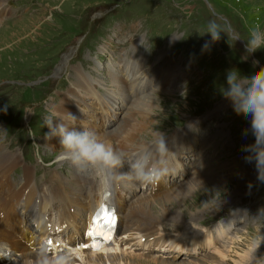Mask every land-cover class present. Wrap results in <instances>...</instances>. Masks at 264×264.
Returning <instances> with one entry per match:
<instances>
[{
  "label": "rangeland",
  "instance_id": "obj_1",
  "mask_svg": "<svg viewBox=\"0 0 264 264\" xmlns=\"http://www.w3.org/2000/svg\"><path fill=\"white\" fill-rule=\"evenodd\" d=\"M2 4L6 12L0 17V29L19 23L0 32V143L19 154L23 164L29 163L33 169L44 162L49 166L48 171L70 175L69 164L63 169L57 168L62 159L60 140L46 138L49 130L44 126V119L51 114L47 103L50 104L55 92L70 88L71 79L79 72L94 81L91 86L99 84L105 89L100 95L116 115L111 126L104 125L102 132L92 129L103 134L100 137L115 135L119 127L132 121H142L145 123L142 132L146 130V135L157 127L167 134L168 141L172 137L177 146L183 144L182 140H185L184 146L187 145L180 148L184 154L179 158L186 165L187 176H170L166 180L175 185L166 193H159L163 196L182 187L189 191L162 209L155 203H151L150 208L156 215V223L169 225L167 228L172 232L183 231L189 236L184 240L189 241L197 234L199 241L192 246L196 248L194 252L211 250L185 256L181 251L187 249L185 252L190 253V248H179L168 258L113 248L101 251L100 262L134 264L129 256L136 261V256H142L147 261L156 259L168 264H248L251 236L257 230L264 234V218L256 219L264 212V183L257 180L254 163L243 159L249 153L241 150L242 146L254 143L251 132L246 138L242 135L245 129H250L251 117L236 115L221 90L227 87L228 71L236 69L241 76L250 77L254 70L264 67V50L249 55L243 41L247 40L252 26H264V0H8ZM102 16L100 21L92 20ZM212 19L231 26L242 40L228 43L225 36L212 44L210 35H204L205 26ZM206 42L210 47L204 50ZM77 44L63 80L52 81L53 69L62 54ZM133 46H136L135 51ZM69 53L72 49L65 53L63 61ZM132 56L136 65L145 70V76L132 86L129 81L135 76H125L126 87L133 93L137 92V85L143 90L134 104L130 102L135 97L126 101L120 99L118 110L117 93L111 87L110 76L122 69L117 64L125 63ZM68 61L69 58L66 63ZM165 80L168 83L162 88ZM84 99L80 107H91L87 104L92 98L84 96ZM32 102H39V107L28 109ZM136 109L140 114H130ZM97 113L105 123L107 109L97 110ZM146 135H139L138 142H151L152 138ZM194 141L204 160L200 175L205 177L202 179L189 178L197 172L191 165L196 157ZM148 147L151 143L130 154L135 157ZM204 170L207 172L202 173ZM210 173L214 177H206ZM198 180H202L199 181L202 184ZM14 182L13 186L19 189L21 183ZM143 195L148 194L140 192L131 196L123 214ZM209 201L208 205H203ZM163 213L167 217L161 218ZM52 216L54 225L56 216ZM223 223L229 228L226 235L222 231L215 233L217 238L223 236L220 241L212 235L202 238L205 232H213L218 227L222 230ZM195 224L204 227L199 232L204 234L202 237L193 230ZM206 239L213 243L205 244ZM33 245L38 248L37 241ZM75 256L77 264H82V254L75 252ZM257 256L264 257V244ZM14 258L11 256L0 263L14 261L16 264L18 260Z\"/></svg>",
  "mask_w": 264,
  "mask_h": 264
},
{
  "label": "clouds",
  "instance_id": "obj_2",
  "mask_svg": "<svg viewBox=\"0 0 264 264\" xmlns=\"http://www.w3.org/2000/svg\"><path fill=\"white\" fill-rule=\"evenodd\" d=\"M204 35H210L212 44L218 43L225 36L228 43L242 40L231 26L215 19L207 22ZM243 41L249 55L264 50V26H252L247 40ZM203 47L207 50L210 44L206 42ZM226 84L227 87L221 90L222 95L231 102L235 114L251 117L250 129H245L242 135L246 138L251 132L255 138L254 143L242 146L241 150L249 153L243 159L246 163H254L257 180L264 183V67L254 70L250 77L241 76L238 70L232 69L227 72ZM66 115L69 121L77 120L71 113ZM44 126L49 129L47 139L59 138L61 158L70 162L78 173L90 175L101 195L113 193L133 182L145 187H156L176 172V153L168 147L167 134L157 127L152 132L151 150L133 157L128 151L103 141L94 130L72 126L59 112L53 111L46 116ZM262 218L264 212L256 219ZM262 244L264 234L257 230L249 240L248 264H264V257L257 256ZM34 251L33 264H77L75 249L53 247L48 238L41 240Z\"/></svg>",
  "mask_w": 264,
  "mask_h": 264
},
{
  "label": "bare ground",
  "instance_id": "obj_3",
  "mask_svg": "<svg viewBox=\"0 0 264 264\" xmlns=\"http://www.w3.org/2000/svg\"><path fill=\"white\" fill-rule=\"evenodd\" d=\"M6 2H8V0H0V17L3 16L6 12L5 8L1 7V6H4L2 3H6ZM17 23H19V22L10 23L7 28H3L1 26L0 32L2 33V31L5 32L4 30L11 29V27H13V25H16ZM34 26H36V25H34ZM0 38H2V36ZM60 70H61L60 67L56 69V71H60ZM123 72L124 71L120 68L119 70H117L116 73H114V72L111 73L110 81H111V87H113L115 89L114 93H117V95H120L121 96L120 99H122V101H126L128 98V94H126L125 91H128V90L130 91L131 88L126 87L124 76L119 77V73H123ZM71 80H72V83H71L70 88L66 87L65 91L57 90L55 92L56 96L54 97V95H55L54 94L53 97L51 98L52 100L50 99V101H51V102L49 101L50 104L48 105V103H47V108H48L49 112L50 113H52L53 111L59 112L60 114H62L64 116L65 121L70 123L74 127H87L91 130L96 129V130H99L102 132V129H103V126L105 125V123L102 121L101 117L98 115L97 109H95L92 105H90L91 107L86 106V108L80 107V105H82L85 101L84 96H86V94H88V92L91 91V89H92L91 83H93L94 81H91V79L84 77L82 72L75 73L73 79H71ZM132 80H135V78ZM164 82L165 83L162 84V86H163L162 88H165V85H167L168 80H165ZM133 83H134V81L131 82V86ZM61 90H63V89H61ZM91 93L92 92H90V94ZM135 100L136 99H134L130 103L134 104ZM85 110H87V112H84ZM139 111L140 110L136 109V110H133L132 112H130V114H132V115H136V113L140 114L141 111L140 112ZM67 113H71V114L75 115L77 117V120L69 121L67 118V115H66ZM47 116H49V115H47ZM130 118L133 119V117H130ZM127 121H126V123H127ZM58 122L59 121H54V123H58ZM111 123L109 124L108 127L111 126ZM144 126H145V123L143 124L142 121L141 122L135 121V123H133V121H132L131 124H128V125L123 126L121 128L119 127V130H118L119 132L117 131V134L110 135V136H104L101 138L103 141L112 144L115 148L124 149V150L128 151L129 153L134 152V151L138 152L140 149H143L144 147L149 146V144L151 143V142H138L139 135H141L142 133H144V135H146V130L142 132ZM152 132L153 131H151L149 134L146 135V136H148L147 138H149V137L152 138ZM97 134L99 136L103 135V134H100L99 132ZM169 137H170V135H169ZM56 139L57 138H53L54 141ZM169 139L171 141H173L172 137H170ZM184 141L185 140H182L181 143H183V144H180V148L187 146V145L184 146ZM9 147H10V145H9ZM48 147H51V145L48 144ZM170 147H171V145H170ZM188 149H189V147H188ZM3 150H6V151H3ZM67 164H70V162H68L67 160L61 159L57 168L63 169V168H65V166ZM22 165H23L22 159L19 156V154L18 155L15 154L10 149H5L4 145L2 143H0V261L3 259L8 260V259H10L11 256H14L18 260L16 264H33V262L35 260V251L34 250L36 249V248H33L34 247V245H33L34 240L36 239L35 241H37L38 246H39V243L42 240V236L44 235V232L46 231L47 225L50 226L49 232H53V229L55 227L59 228V227H61V225H66V228H69L70 227L69 224L72 222L74 217L69 215L70 211L69 210L66 211V206L63 204L64 203H70V204H74L75 206H77L78 198H74L73 201L72 200L69 201L64 196L66 194V191L71 192V190L73 189V186L75 184V178L73 176H69V177L66 176L65 177L66 178L65 182L68 185L67 188L65 186L60 188L59 186H53V184H49V186L47 188L48 195L45 194V195L40 196L39 209L41 212H43L48 217L52 216V214H55L56 220H55L54 225H53L52 220L47 219L45 222V228L43 230L41 229L39 235L35 237L31 233V231H29L30 228L28 227L26 221H23V219L20 217V215L18 214V211H17V204L19 202V199L24 195L25 190H28L27 194L25 195V199H24V207H25V209H27L30 206L34 196L36 195L35 189L30 185L29 180L27 178L24 180L23 183H21V186L19 189L15 188L13 186V183H9L6 180L7 173L11 169L15 168L16 166H22ZM24 172H25L26 176L27 175L29 176V169L28 168H24ZM208 175L206 176L208 178L210 176H213V174H211V173ZM88 176L89 175L78 174L76 181H83V182L84 181H90L87 179ZM53 181H55V180H53ZM199 181H202V180H198V182ZM200 184H202V183H200ZM188 191H189V188H187V187L183 188L182 187L181 190L178 189L175 192H171V193L165 194L163 196L160 194L161 192L159 193V195H157V194L143 195L141 198H139L136 201V203L131 204L129 206V211L126 215L129 218H137L141 221V224L136 228L139 231L142 230L143 226H149V227L155 226L158 223H156V220H157L156 215L153 212H151V208H150L151 203H155L156 207H159L160 209H162L165 206L172 204V201L174 199L180 198L181 196L185 195ZM140 192L143 193L142 190H140ZM163 192L166 193L165 191H163ZM89 194L92 195L93 192H89ZM112 198H113V201L116 203L117 207L119 208L120 212H122L123 209H125V207L127 205L125 200L121 196H118V195H113ZM55 202H58L57 205H54ZM89 203H90V208H92L96 204V202L93 200V198L90 199ZM55 211L57 212L58 215H56ZM173 211H175V209ZM150 213H152L154 216ZM58 216H59V218H58ZM165 216H166V214L163 213L161 218L165 217ZM39 224H40V222H39ZM84 227H85V225L81 226V224L77 223V222H75L73 225L74 230L78 234L83 233ZM191 238L192 239L189 241L184 240L182 238L172 239V240H175V242H174L175 246H180V247H177L176 249L174 248V250H177V249L179 250V248L189 247L190 249L188 251L190 253L194 252L196 250V248L192 247V246H194L195 242L199 241V240H197V234H196V237L193 236ZM59 239L60 238H58L57 241L61 242V240H59ZM25 240L27 241L26 243H25ZM62 241L72 243L71 239L68 237L67 238L64 237L62 239ZM204 243L209 245L210 243H213V241L206 239V242L204 240ZM185 244H187V245H185ZM4 246H6V249L4 248ZM53 247H55V246H53ZM108 250H113V248L104 249L102 252L108 251ZM185 250H187V249H184L182 251H185ZM77 252L79 254H82V256H83V258L81 259L82 264H102L100 262L101 257H99V255H102V252L101 253H89V252H80V251H77ZM179 253H180V251H179ZM5 254H8L9 257H6ZM108 255H110V254H108ZM136 257H137L138 261H136L133 257H130V256H129V258H130L129 260L134 264L135 263L139 264V262L144 263V264H168L163 260L160 261V260H156V259H150L147 261L146 259H143L142 256H136ZM114 258H115V256L112 258V261ZM245 258H247V256ZM107 259H109V258H107ZM9 264H15V263L13 261V262H10Z\"/></svg>",
  "mask_w": 264,
  "mask_h": 264
},
{
  "label": "snow or ice",
  "instance_id": "obj_4",
  "mask_svg": "<svg viewBox=\"0 0 264 264\" xmlns=\"http://www.w3.org/2000/svg\"><path fill=\"white\" fill-rule=\"evenodd\" d=\"M115 220V215H114V213H113V216H112V221H114ZM111 222V221H110ZM92 233L91 232H89V235H91ZM49 243L51 244L52 242L51 241H49ZM93 250H98V248H97V246L94 244L93 245Z\"/></svg>",
  "mask_w": 264,
  "mask_h": 264
}]
</instances>
